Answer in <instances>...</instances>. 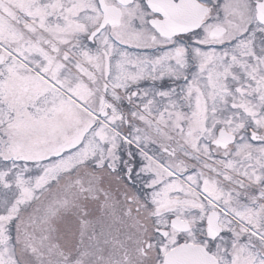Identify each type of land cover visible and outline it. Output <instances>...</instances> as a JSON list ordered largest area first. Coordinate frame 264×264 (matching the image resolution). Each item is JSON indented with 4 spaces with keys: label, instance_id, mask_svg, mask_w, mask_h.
Masks as SVG:
<instances>
[{
    "label": "snow or ice",
    "instance_id": "snow-or-ice-1",
    "mask_svg": "<svg viewBox=\"0 0 264 264\" xmlns=\"http://www.w3.org/2000/svg\"><path fill=\"white\" fill-rule=\"evenodd\" d=\"M0 264H264V0H0Z\"/></svg>",
    "mask_w": 264,
    "mask_h": 264
}]
</instances>
